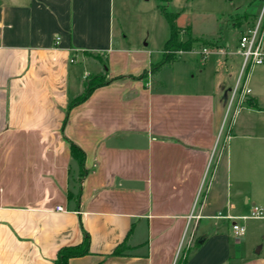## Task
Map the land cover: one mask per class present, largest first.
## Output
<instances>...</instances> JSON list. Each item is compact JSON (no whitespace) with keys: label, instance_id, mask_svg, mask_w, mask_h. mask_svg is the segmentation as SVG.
<instances>
[{"label":"crops","instance_id":"obj_1","mask_svg":"<svg viewBox=\"0 0 264 264\" xmlns=\"http://www.w3.org/2000/svg\"><path fill=\"white\" fill-rule=\"evenodd\" d=\"M114 1L0 0V264H56L84 232L89 252L68 264H264V104L251 86L264 65L247 80L258 107L227 118L228 40L187 25L214 50L203 58L197 40L164 62L168 23L156 48L126 46ZM89 75L109 82L68 109Z\"/></svg>","mask_w":264,"mask_h":264},{"label":"rangeland","instance_id":"obj_2","mask_svg":"<svg viewBox=\"0 0 264 264\" xmlns=\"http://www.w3.org/2000/svg\"><path fill=\"white\" fill-rule=\"evenodd\" d=\"M247 1L171 0L167 9L178 13L176 19L179 26L177 32L178 41L184 42L187 40V25L190 26L192 33L198 37L211 39L216 37V35H221L223 39L228 40V44L233 48L235 61L240 64L241 56L236 53V40L243 24V16L234 15V13H240L245 10ZM114 7L117 17L115 33L116 35H126L124 40L126 46L131 45L130 47H132V45L148 43L149 48L154 49L166 39L168 25L158 7L157 0H115ZM248 11H250V8H248ZM197 40L198 42L193 43V46L198 47V49L203 46L213 47L203 39L199 38ZM251 86L255 87V92L259 95V104H264V75L255 72L251 79ZM260 86L261 88L258 89ZM230 98L231 92L229 93L228 104ZM238 100L248 105L254 103L249 94L243 96L241 94ZM231 112L232 109L228 113L227 118L231 116ZM257 223L258 221L248 220L249 231L253 230Z\"/></svg>","mask_w":264,"mask_h":264},{"label":"built area","instance_id":"obj_3","mask_svg":"<svg viewBox=\"0 0 264 264\" xmlns=\"http://www.w3.org/2000/svg\"><path fill=\"white\" fill-rule=\"evenodd\" d=\"M59 37H56V43ZM214 47L203 46L199 49V53L204 58L208 56ZM218 52H223L222 49H216ZM236 53L241 56L238 74L233 87L230 89L231 98L228 104V110L235 112L241 106L242 101L239 97L248 94L247 80L254 67L264 65V0L261 1V6L257 14L250 20L244 19L241 25L237 40ZM74 62V58L70 59ZM240 95V96H239ZM240 102V103H239ZM56 210H63L61 206H56ZM253 218L263 217V210L254 206L251 213ZM228 219H233L231 216ZM232 229L237 237H241L245 233V228L240 223H233Z\"/></svg>","mask_w":264,"mask_h":264},{"label":"trees","instance_id":"obj_4","mask_svg":"<svg viewBox=\"0 0 264 264\" xmlns=\"http://www.w3.org/2000/svg\"><path fill=\"white\" fill-rule=\"evenodd\" d=\"M171 0H157L158 7L163 15V17L166 19L168 25H169V37L165 41L164 47H163V56H164V62L169 61L172 59L174 54L177 51H187L192 48V43L194 41H197L196 39L191 38L190 36V28L186 27L188 30V38L184 42H180L177 40V32H178V26L176 25L175 19H176V13L171 12L167 9L168 3ZM158 66V64H157ZM156 65L151 66V71L155 70L157 68ZM109 82L108 79L105 78V76L100 75H89L87 76V79L85 81V89L84 91L75 97L69 104L68 109L73 107L74 105L82 102L85 100L90 93L98 86L105 85ZM254 107L256 104H252ZM69 148H70V154L74 160L78 163L79 166V177H78V183H81V180L87 173V169L84 165L85 161V154L84 151L74 142H69ZM89 235L87 232L83 233V239L81 243L77 245H70V246H63L61 247L58 252L55 259L56 264H68V260L72 257H78L83 256L85 254H88L89 252ZM116 254L121 253V248L118 247L115 250Z\"/></svg>","mask_w":264,"mask_h":264}]
</instances>
